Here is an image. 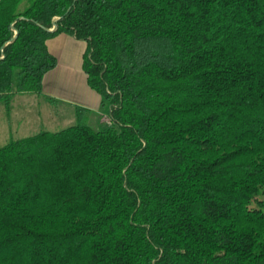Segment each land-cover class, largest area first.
<instances>
[{"label":"trees","instance_id":"16d2710c","mask_svg":"<svg viewBox=\"0 0 264 264\" xmlns=\"http://www.w3.org/2000/svg\"><path fill=\"white\" fill-rule=\"evenodd\" d=\"M63 33L108 109L0 147V264H264V0H0L7 111Z\"/></svg>","mask_w":264,"mask_h":264},{"label":"crops","instance_id":"0c3cea01","mask_svg":"<svg viewBox=\"0 0 264 264\" xmlns=\"http://www.w3.org/2000/svg\"><path fill=\"white\" fill-rule=\"evenodd\" d=\"M46 44L57 64L44 76L41 96L50 102L68 105L75 115L78 109L86 110L90 112V122L96 123V117H102L104 112L102 97L90 88L83 70L87 43L63 33L49 39Z\"/></svg>","mask_w":264,"mask_h":264},{"label":"rangeland","instance_id":"374dc122","mask_svg":"<svg viewBox=\"0 0 264 264\" xmlns=\"http://www.w3.org/2000/svg\"><path fill=\"white\" fill-rule=\"evenodd\" d=\"M10 106L7 111L5 106L0 105L1 112L4 110L0 112V147L10 139L29 138L41 132L57 133L77 124L75 111L68 105L50 102L38 94H18ZM102 109L106 113L108 108L105 106ZM103 119L109 121L107 117Z\"/></svg>","mask_w":264,"mask_h":264},{"label":"water","instance_id":"95a60500","mask_svg":"<svg viewBox=\"0 0 264 264\" xmlns=\"http://www.w3.org/2000/svg\"><path fill=\"white\" fill-rule=\"evenodd\" d=\"M55 21H57V19H56ZM54 29H55V27H54ZM54 29H53V30H54ZM53 30H50V31H53ZM16 37H17V32H16V35H15L14 39H15Z\"/></svg>","mask_w":264,"mask_h":264}]
</instances>
